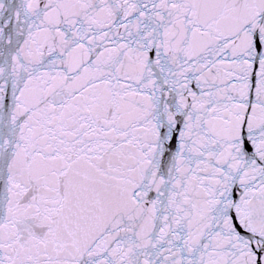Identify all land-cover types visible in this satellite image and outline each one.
Returning a JSON list of instances; mask_svg holds the SVG:
<instances>
[{
  "label": "snow or ice",
  "instance_id": "6c2138e0",
  "mask_svg": "<svg viewBox=\"0 0 264 264\" xmlns=\"http://www.w3.org/2000/svg\"><path fill=\"white\" fill-rule=\"evenodd\" d=\"M0 264H264V0H0Z\"/></svg>",
  "mask_w": 264,
  "mask_h": 264
}]
</instances>
